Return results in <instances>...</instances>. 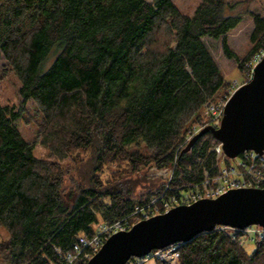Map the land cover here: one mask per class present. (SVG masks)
<instances>
[{"label": "trees", "instance_id": "1", "mask_svg": "<svg viewBox=\"0 0 264 264\" xmlns=\"http://www.w3.org/2000/svg\"><path fill=\"white\" fill-rule=\"evenodd\" d=\"M241 2L200 0L188 15L172 0H0V57L22 97L19 108L0 103V264H64L79 235L134 223L152 199L183 204L216 173L210 133L180 151L204 103L230 90L203 38H221L242 72L264 50V18ZM244 15L253 27L239 58L226 34ZM28 100L48 159L14 124ZM150 167L171 169L169 180ZM249 228L260 232L198 234L179 244L177 264H264V231Z\"/></svg>", "mask_w": 264, "mask_h": 264}, {"label": "water", "instance_id": "2", "mask_svg": "<svg viewBox=\"0 0 264 264\" xmlns=\"http://www.w3.org/2000/svg\"><path fill=\"white\" fill-rule=\"evenodd\" d=\"M210 133L223 154L233 159L246 150L264 151V55L252 68L251 77L227 98L217 127L206 125L183 146L188 152L202 135ZM218 226L245 230L258 226L264 231V179L262 187L230 189L215 198H200L177 204L168 211L140 219L127 230L105 238L86 264H126L154 249L190 241Z\"/></svg>", "mask_w": 264, "mask_h": 264}, {"label": "built area", "instance_id": "3", "mask_svg": "<svg viewBox=\"0 0 264 264\" xmlns=\"http://www.w3.org/2000/svg\"><path fill=\"white\" fill-rule=\"evenodd\" d=\"M263 55L264 50H260L251 58L248 63L250 72L252 71L255 63L260 60ZM230 94L231 93H229V95H227L225 98L219 99L216 102L204 103L203 122L196 123L191 126L188 134H186L182 146L202 127L206 125L217 127L219 125L223 115L225 102ZM210 150L214 151L215 153L213 166L217 168L216 173L209 176V173L205 170L203 172L205 179L203 181L202 187L198 190L189 191L186 193V195L181 198V201L184 204L191 203L200 198H215L230 189L262 187L264 179V151L259 154L252 150H246L235 158L228 159L223 154L221 144L219 142L214 144ZM231 160H236V162L232 164ZM155 203L157 202L155 199H153L151 204L148 206L150 207L148 210L145 208H140L137 209L133 215L139 213L141 214L140 219L148 218L152 215L166 212L170 208L179 204L174 197L165 200L161 207H158L157 204V207L154 206ZM132 224L134 223L129 224L128 221H116L112 224H101L99 225L95 235L91 237L79 235L73 245V251L67 252L64 255V264H75L76 256L79 254L81 257L77 264H86L87 260L92 256V254H94L100 248L106 237L119 230H127ZM261 230L263 229L261 228ZM244 231H256L259 233L260 229L247 228ZM178 248L179 244H174L163 249H154L141 258H135L132 262L128 260L126 264H146V261L152 259L159 261L162 264H177L179 257Z\"/></svg>", "mask_w": 264, "mask_h": 264}, {"label": "rangeland", "instance_id": "4", "mask_svg": "<svg viewBox=\"0 0 264 264\" xmlns=\"http://www.w3.org/2000/svg\"><path fill=\"white\" fill-rule=\"evenodd\" d=\"M200 0H172L176 7L184 14L191 15ZM241 7H245L251 12L258 14L264 18V0H241ZM253 27L252 17L250 15H244L240 24L226 34L227 43L229 48L239 57L243 58L250 49L249 36ZM203 41L205 46L209 50L213 59L215 60L218 68L220 69L224 79L230 84V87L226 94L231 93L236 86L246 82L251 77V72L244 70V72L238 69L235 59L226 58L221 46V38L212 39L204 37ZM53 54V53H52ZM47 60V59H46ZM46 66V64L44 63ZM20 81L16 74L9 68L5 62L3 56L0 57V103L4 105L13 106L19 108L22 97L19 95L18 88ZM219 100V99H218ZM217 100V101H218ZM14 124L20 131L22 137L30 142L34 143L33 153L36 157L48 159V148L40 142V129L42 124V116L37 106L32 100H28L24 104L22 116L14 121ZM215 140V139H214ZM216 141V140H215ZM237 160V159H236ZM236 160H231L232 164ZM70 159L63 161L64 165L70 163ZM148 177H159L168 181L171 175V169H158L156 167H150L144 170ZM153 200V199H152ZM155 203L154 206L157 207ZM159 207V206H158ZM154 209V208H153ZM154 211V210H153ZM135 222L139 221L141 217L136 214L131 217ZM134 222V223H135ZM228 228V227H226ZM230 229V228H229ZM8 237V233L3 226H0V239ZM248 248L251 249V245L248 244ZM134 261V258L129 259ZM146 264H162L156 260H149ZM172 264V263H171Z\"/></svg>", "mask_w": 264, "mask_h": 264}, {"label": "bare ground", "instance_id": "5", "mask_svg": "<svg viewBox=\"0 0 264 264\" xmlns=\"http://www.w3.org/2000/svg\"><path fill=\"white\" fill-rule=\"evenodd\" d=\"M132 258H134V259H135L136 257H132ZM130 259H131V258H130Z\"/></svg>", "mask_w": 264, "mask_h": 264}]
</instances>
